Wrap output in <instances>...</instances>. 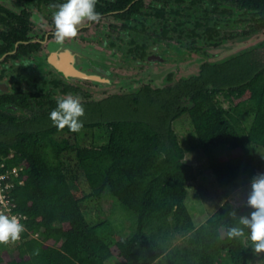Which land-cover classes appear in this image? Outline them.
<instances>
[{
  "label": "trees",
  "instance_id": "trees-1",
  "mask_svg": "<svg viewBox=\"0 0 264 264\" xmlns=\"http://www.w3.org/2000/svg\"><path fill=\"white\" fill-rule=\"evenodd\" d=\"M239 64L203 68L199 76L157 91L154 121H84L82 128L108 129L99 146L70 142L69 135L76 132L54 125L0 141V157L7 165H23V184L10 194L26 229L12 254L1 249L0 264H107L109 259L119 264H254L257 254L247 239L249 229L240 238L226 234L229 227H243L240 217L253 211L247 203L235 207L226 200L203 223L193 222L185 200L196 172L184 161L172 129L174 120L189 116L221 187L241 177L252 180L258 172L254 147L264 148V63L254 57ZM71 153L89 193L66 166L62 156ZM106 191L136 214L133 233L114 243L105 241L101 225L92 224L82 208Z\"/></svg>",
  "mask_w": 264,
  "mask_h": 264
},
{
  "label": "flooded vegetation",
  "instance_id": "flooded-vegetation-1",
  "mask_svg": "<svg viewBox=\"0 0 264 264\" xmlns=\"http://www.w3.org/2000/svg\"><path fill=\"white\" fill-rule=\"evenodd\" d=\"M63 2L0 0V141L45 129L29 126L69 93L141 97L203 68L264 63V0H97L98 21L58 44L49 5Z\"/></svg>",
  "mask_w": 264,
  "mask_h": 264
},
{
  "label": "rangeland",
  "instance_id": "rangeland-1",
  "mask_svg": "<svg viewBox=\"0 0 264 264\" xmlns=\"http://www.w3.org/2000/svg\"><path fill=\"white\" fill-rule=\"evenodd\" d=\"M40 23L42 25H40ZM38 31L44 33L50 29L43 21L39 22ZM264 51V50H263ZM264 55V53L262 54ZM177 77H179L177 75ZM149 96L142 95L140 101H130L119 95L106 94L99 98L95 93V99L88 102H81L85 109V115L81 117L82 121H96L106 118L117 119H150L154 121L158 105L155 101L157 93H149ZM155 94V95H154ZM137 97V96H134ZM190 106V104L188 105ZM224 106H227L224 103ZM249 116L245 117V123H249ZM52 123L49 115L40 118L36 123L30 125V128H44ZM172 129L177 135V141L184 150V161L193 165L196 172V179L187 183V197L185 204L190 212L195 225H200L210 216L224 201H230L235 207L247 203L248 195L251 191V185L248 177H241L230 186L221 187L209 167L207 157L203 153L197 136L193 130L187 114L181 115L173 121ZM108 135L106 126L95 128H81L75 133L70 134V142L76 140L82 146H99L105 143ZM75 136V139H74ZM224 149L221 148L218 153ZM230 156V152H226ZM255 164L257 174L264 173V148L261 146L254 147ZM12 156L11 154L9 155ZM66 166L77 174L81 189L89 193L91 190L85 181L81 169L77 165L74 153L64 154ZM86 218L92 224H100L99 232L105 236L104 240L108 243H114L118 236L129 237L136 226V214L126 209L122 204L109 192L106 191L100 200L89 199L82 204ZM7 249L11 254L15 251V243L7 245L0 244L2 248ZM107 264H119L115 259H109ZM161 264V263H157ZM254 264H264V253L257 254Z\"/></svg>",
  "mask_w": 264,
  "mask_h": 264
},
{
  "label": "clouds",
  "instance_id": "clouds-1",
  "mask_svg": "<svg viewBox=\"0 0 264 264\" xmlns=\"http://www.w3.org/2000/svg\"><path fill=\"white\" fill-rule=\"evenodd\" d=\"M97 0H65L60 4L49 5L52 12V21L55 26L53 33L58 44L65 40L77 37L80 27L86 22H95L99 19L96 11ZM85 109L79 96L71 93L61 96L56 101V107L49 113L52 124L63 130L67 127L77 132L83 127L81 117ZM251 191L247 198V205L253 211L248 216H241L240 226L227 229V237L235 239L245 236L244 229H249L247 239L251 242L255 254L264 253V173L257 174L250 181ZM21 218L0 212V244L15 243L25 231Z\"/></svg>",
  "mask_w": 264,
  "mask_h": 264
},
{
  "label": "built area",
  "instance_id": "built-area-1",
  "mask_svg": "<svg viewBox=\"0 0 264 264\" xmlns=\"http://www.w3.org/2000/svg\"><path fill=\"white\" fill-rule=\"evenodd\" d=\"M22 170V164L10 167L7 165L5 159L0 157V212L8 215H16L20 218H24V216L14 210L15 203L10 192L16 184H23V179L21 178Z\"/></svg>",
  "mask_w": 264,
  "mask_h": 264
}]
</instances>
